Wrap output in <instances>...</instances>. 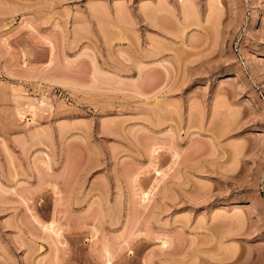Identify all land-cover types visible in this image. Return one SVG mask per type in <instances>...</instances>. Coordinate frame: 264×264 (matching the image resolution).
<instances>
[{"label": "rangeland", "instance_id": "rangeland-1", "mask_svg": "<svg viewBox=\"0 0 264 264\" xmlns=\"http://www.w3.org/2000/svg\"><path fill=\"white\" fill-rule=\"evenodd\" d=\"M264 264V0H0V264Z\"/></svg>", "mask_w": 264, "mask_h": 264}, {"label": "bare ground", "instance_id": "bare-ground-1", "mask_svg": "<svg viewBox=\"0 0 264 264\" xmlns=\"http://www.w3.org/2000/svg\"><path fill=\"white\" fill-rule=\"evenodd\" d=\"M108 264H111L110 262H108Z\"/></svg>", "mask_w": 264, "mask_h": 264}]
</instances>
